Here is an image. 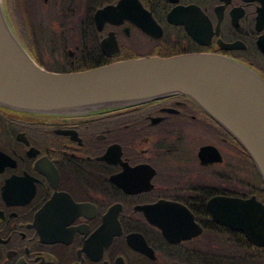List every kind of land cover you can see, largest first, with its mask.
<instances>
[{"label":"flooded vegetation","instance_id":"flooded-vegetation-1","mask_svg":"<svg viewBox=\"0 0 264 264\" xmlns=\"http://www.w3.org/2000/svg\"><path fill=\"white\" fill-rule=\"evenodd\" d=\"M122 1L1 0L48 71L206 54L264 80V0ZM106 10L112 17L96 21ZM256 172L183 95L86 116L0 107V264H264L243 213L209 209L252 197L264 205Z\"/></svg>","mask_w":264,"mask_h":264},{"label":"water","instance_id":"water-1","mask_svg":"<svg viewBox=\"0 0 264 264\" xmlns=\"http://www.w3.org/2000/svg\"><path fill=\"white\" fill-rule=\"evenodd\" d=\"M130 1L123 0L120 7L131 6ZM111 12L98 13L96 21L112 17ZM173 95L190 98L225 129L264 183V80L253 70L222 56L187 54L115 62L75 73L47 71L17 39L0 0V107L36 116H86ZM209 209L215 218L232 214L242 219L243 213L244 232L253 244L264 246V205L255 197L244 203L218 200Z\"/></svg>","mask_w":264,"mask_h":264},{"label":"trees","instance_id":"trees-1","mask_svg":"<svg viewBox=\"0 0 264 264\" xmlns=\"http://www.w3.org/2000/svg\"><path fill=\"white\" fill-rule=\"evenodd\" d=\"M52 71H55V70H52ZM55 72H60V71H55ZM63 72V71H62ZM257 173V172H256Z\"/></svg>","mask_w":264,"mask_h":264}]
</instances>
